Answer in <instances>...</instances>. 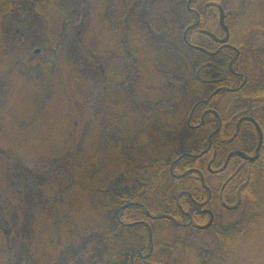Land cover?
Listing matches in <instances>:
<instances>
[{
    "label": "trees",
    "instance_id": "1",
    "mask_svg": "<svg viewBox=\"0 0 264 264\" xmlns=\"http://www.w3.org/2000/svg\"><path fill=\"white\" fill-rule=\"evenodd\" d=\"M66 1L68 13L84 18L81 0ZM212 1L217 0L168 2L157 10L152 2L135 3V10L125 15L123 25L110 21L114 50L109 54L107 49L96 54L89 44L76 38L70 41L71 47L79 50L73 55V64L80 67L75 70L76 77H84L89 83L95 81L93 84L101 89L96 90L102 101L95 104L90 100L86 106L93 111L95 106L101 109L92 118L114 145L117 188L95 198L97 182L92 185L88 180L86 190H80L81 196L87 198L80 205L88 203L92 211L83 214L80 223L72 219V225L67 221L72 216L62 214L72 226L67 230L69 243L65 250L73 252V256L66 255L60 264H177L181 251L194 264H239L235 245L247 231L245 224L237 225L245 227L240 231L234 226L217 231L205 257L200 256V248L206 244L194 242V236L212 232L197 229L210 219L202 210L220 209L231 194L246 207L243 222L252 223V216L259 219L264 204V116H254V107L264 103V79L247 80L243 86V56L252 53V46L246 36L248 30L242 32L238 20L226 23L230 46L219 45L201 34L209 30L216 9L222 5ZM207 3H211L208 11L212 10V14L203 19ZM123 8L120 3L124 13ZM139 8L143 12H135ZM92 13L91 7L87 8L85 16ZM182 13L183 20L191 22L178 32L174 26L178 27L177 17ZM58 29V33L64 31V27ZM138 59L144 63L140 65ZM230 96L250 100L253 106L242 104L239 114L222 113L220 108ZM247 112L248 118L241 115ZM234 115L239 117L228 127ZM243 118L254 120L261 128L260 157L241 170L239 158H231L230 172H225L227 180H231L222 193V188L215 190L210 181L222 179L223 174L212 171H221L237 150L252 156L259 141L253 124L239 125ZM184 151L189 156L181 157ZM89 192L93 193L92 199L88 198ZM121 208L119 222L117 212ZM189 219L191 224L183 227ZM12 231L11 240L18 241L20 236L21 242L26 236L20 228L13 227ZM163 232H170L171 238L159 240ZM33 234L29 228L28 235ZM136 251L139 253L134 254ZM29 256V261L34 262Z\"/></svg>",
    "mask_w": 264,
    "mask_h": 264
},
{
    "label": "rangeland",
    "instance_id": "2",
    "mask_svg": "<svg viewBox=\"0 0 264 264\" xmlns=\"http://www.w3.org/2000/svg\"><path fill=\"white\" fill-rule=\"evenodd\" d=\"M180 1L189 2L81 0L82 18L77 17L78 13H68V3L64 2L69 1L52 0L46 5L42 17L32 23V29L20 27L19 33V27L7 15L5 3H0V14H4V17L0 16V264H37L38 261L40 264H60L66 255L72 257L73 252L65 250L69 243L67 230L72 228L67 221L71 225L74 223L72 219L80 223L83 214L92 211L88 203L80 205L81 201L87 200L81 196L80 190H86L88 180L92 185L95 180L97 182L95 198L117 188L114 145L107 141L98 121L92 118L101 109L95 106L93 111L86 106L90 100L95 104L102 101L101 93L97 91L101 89L93 84L95 81L89 83L84 77H76L75 70L80 67L73 64V55L79 50L71 47L70 41L76 38L89 44L96 54H102L106 49L109 54L114 50L110 21L123 25L125 15L135 10L133 5L137 2H152L157 10L168 2ZM212 2H222L220 7L225 12L227 24L238 20L241 31L248 30L246 36L252 53L243 56L242 65L247 80L257 82L264 79V0ZM120 3L124 6V13ZM90 7L93 15L86 17V9ZM208 7L211 3L205 4L203 19L212 14ZM140 9L135 12L141 13ZM216 10L208 31L222 39L225 33L220 27V10ZM183 14L180 15L182 19L177 17L180 19L178 27L174 26L178 32L191 22V19L183 20ZM60 26L64 31L58 33ZM138 63L144 62L138 59ZM204 92L207 94V90ZM242 104L253 106L250 100L230 96L220 110L239 114ZM254 108V116H264V103ZM249 114L241 115L247 117ZM237 117L239 115L231 116L228 127ZM223 180L224 177L212 178L210 186L219 190ZM91 194L87 193L88 198ZM230 196L227 208H211L217 217L210 228L212 232L194 236V242L206 244L200 248V256L205 257L211 250L207 248H211L217 231L232 226L240 231L245 224L247 231L235 245L239 264H264V204L259 219L252 216L249 220L253 222L247 220L245 223L242 219L246 207L241 200ZM69 208L75 214L72 215ZM62 214H70L72 218L66 221ZM240 222L243 225L237 226ZM13 227L25 232L21 242L17 234L14 235L18 241L9 239L14 233ZM29 228L34 231L32 236L28 235ZM170 238V232L159 236L162 241ZM29 255L34 262L29 261ZM177 264L194 263L181 251Z\"/></svg>",
    "mask_w": 264,
    "mask_h": 264
},
{
    "label": "flooded vegetation",
    "instance_id": "3",
    "mask_svg": "<svg viewBox=\"0 0 264 264\" xmlns=\"http://www.w3.org/2000/svg\"><path fill=\"white\" fill-rule=\"evenodd\" d=\"M188 1L192 2V0H188ZM1 2L5 3V5L7 7V12L9 13L7 15L9 16V18L11 19L13 24L16 27H19V30L17 31L19 33L20 27L25 26L26 29H32V23L36 22L35 21L36 18L42 17V15L45 12L46 5L49 4V2H51V0H0V3ZM1 15L4 17L3 13L0 14V16ZM244 122H249L250 124L254 125L253 121L247 120V118H243L242 120H240L239 125L243 124ZM255 131H257L256 128H255ZM257 133L259 136V142H258V145H259L260 142L261 143L263 142V133H262V131L261 132L257 131ZM261 137H262V139H261ZM258 145H257L254 153L252 154V156H254L256 154L257 149H258ZM231 154H230L231 157L229 156V159L238 157L239 160H237V161L239 163H242V165L240 164V170L243 168V166L248 165V163L253 164L254 162H257V161H254V162L250 161L249 159L252 156L246 155L245 153H241L240 151H236V152L231 153ZM227 169L230 172L229 163L226 162L225 167L223 170H221V172L220 171H215V172L212 171V173L223 174L222 176L224 177V181H223V184L221 187L222 193L227 188V185L229 184V181L231 180V179L227 180L228 178L225 175V172L227 171ZM208 191H210V190H208ZM231 197L234 198V195L231 194ZM228 201H224V203H223V206H225V208L228 207L226 205L227 204L226 202H228ZM206 210L207 209H203L202 213L207 215V213H204ZM225 229H228V228H225Z\"/></svg>",
    "mask_w": 264,
    "mask_h": 264
},
{
    "label": "water",
    "instance_id": "4",
    "mask_svg": "<svg viewBox=\"0 0 264 264\" xmlns=\"http://www.w3.org/2000/svg\"><path fill=\"white\" fill-rule=\"evenodd\" d=\"M220 25H221L222 29L228 34L229 33V30H228L227 26L225 25V15H224V11L222 9H220ZM202 34L211 37L214 41H216L218 43H221V44H225L228 41V37H229V36H227V38L224 39V40H218L217 37L212 32H210V31H202ZM185 40H186V38H185ZM244 80L246 82V78L245 77H244ZM256 128H257L258 131H260V128L258 126ZM208 150H209V148H208ZM259 150H260V146L257 149L256 156L253 157V158H250L249 159L250 161L254 162V161H256L258 159V157H259ZM120 212H121V210L117 213V216L118 217L120 215ZM204 213H207V214L210 215V221H209V223L206 226L199 227V229L202 230V231H206L209 228H211L212 225H213V223H214V221H215V217H214V214H213L212 211L206 210Z\"/></svg>",
    "mask_w": 264,
    "mask_h": 264
}]
</instances>
